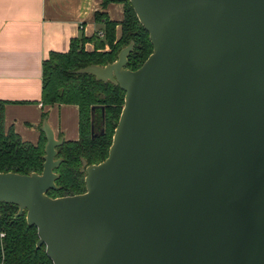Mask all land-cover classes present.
I'll list each match as a JSON object with an SVG mask.
<instances>
[{"label":"water","instance_id":"95a60500","mask_svg":"<svg viewBox=\"0 0 264 264\" xmlns=\"http://www.w3.org/2000/svg\"><path fill=\"white\" fill-rule=\"evenodd\" d=\"M130 1L149 55L78 69L125 90L86 189L47 192L64 138L44 117L41 171L0 170V201L54 264H264V0Z\"/></svg>","mask_w":264,"mask_h":264},{"label":"trees","instance_id":"16d2710c","mask_svg":"<svg viewBox=\"0 0 264 264\" xmlns=\"http://www.w3.org/2000/svg\"><path fill=\"white\" fill-rule=\"evenodd\" d=\"M123 3L124 16L118 21L107 11L97 10V20L104 21V36L84 33L70 39L67 50L49 51L42 62V104L75 103L79 107V136L64 139L57 146L61 162L54 167L58 173L56 187L48 188L52 195L76 193L86 189L84 166L104 159L112 142L120 116L125 90L112 80L98 79L88 71L78 69L89 64H105L117 57L120 48L134 41L128 53L127 67H138L153 49L149 31L139 20L130 0H102ZM120 25V32L118 31ZM94 40L89 49L85 43ZM109 48H105V44ZM47 110L42 115L46 117ZM42 130L37 142L25 140L12 125L5 127L0 115V170L21 173L41 171L45 142ZM85 161V162H84ZM18 204L0 201V264H54L46 244L37 246V226L30 224L26 212L16 215Z\"/></svg>","mask_w":264,"mask_h":264},{"label":"crops","instance_id":"0c3cea01","mask_svg":"<svg viewBox=\"0 0 264 264\" xmlns=\"http://www.w3.org/2000/svg\"><path fill=\"white\" fill-rule=\"evenodd\" d=\"M97 10L120 21L123 3L102 0H0V115L25 140L37 142L43 111L57 137L79 136V107L75 103L42 104V62L49 51L67 50L73 36L103 37V19ZM120 32V25L118 24ZM87 40V48L94 47ZM105 48H109L106 43Z\"/></svg>","mask_w":264,"mask_h":264},{"label":"built area","instance_id":"2783aa9c","mask_svg":"<svg viewBox=\"0 0 264 264\" xmlns=\"http://www.w3.org/2000/svg\"><path fill=\"white\" fill-rule=\"evenodd\" d=\"M102 33H104V32L100 31V34H102Z\"/></svg>","mask_w":264,"mask_h":264}]
</instances>
